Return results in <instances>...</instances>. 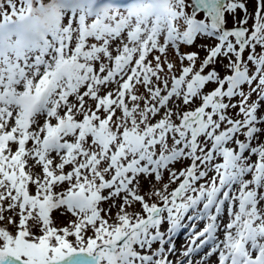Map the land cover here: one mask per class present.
<instances>
[{"label":"snow or ice","instance_id":"snow-or-ice-1","mask_svg":"<svg viewBox=\"0 0 264 264\" xmlns=\"http://www.w3.org/2000/svg\"><path fill=\"white\" fill-rule=\"evenodd\" d=\"M255 3L0 0V264H264Z\"/></svg>","mask_w":264,"mask_h":264},{"label":"rangeland","instance_id":"rangeland-1","mask_svg":"<svg viewBox=\"0 0 264 264\" xmlns=\"http://www.w3.org/2000/svg\"><path fill=\"white\" fill-rule=\"evenodd\" d=\"M247 5H248L249 12L250 13L254 12L255 7H256L255 0H247ZM18 6H19V3H18ZM229 26H231V19L229 20ZM182 50L186 51L187 49H182ZM201 56H203V53H201ZM221 72H222V70H221ZM222 74H223V72H222ZM210 87H214V85H212ZM253 99H255V97H253ZM197 103H199V102H197ZM176 167H177V169H179L180 167H182V165L177 164ZM164 179H165V181L167 180V174H165ZM143 190L144 191L148 190L147 183L144 184V189ZM137 207H139V206H137ZM56 222H57L58 225H61L64 222H66V218L60 217V216L57 215ZM202 226H203L202 224L198 225V228L202 227ZM164 227L166 228L167 225H165ZM185 239H186V236H185V233L183 231L181 233L177 234L176 241H175L177 249H181L182 248V245L185 243ZM171 259H175V257H171ZM211 260L214 261L215 257H212Z\"/></svg>","mask_w":264,"mask_h":264}]
</instances>
